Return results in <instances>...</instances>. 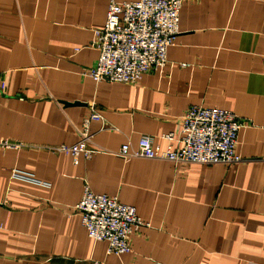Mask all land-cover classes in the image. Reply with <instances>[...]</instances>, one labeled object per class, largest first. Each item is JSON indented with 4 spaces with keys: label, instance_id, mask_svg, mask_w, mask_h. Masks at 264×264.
Listing matches in <instances>:
<instances>
[{
    "label": "crops",
    "instance_id": "1",
    "mask_svg": "<svg viewBox=\"0 0 264 264\" xmlns=\"http://www.w3.org/2000/svg\"><path fill=\"white\" fill-rule=\"evenodd\" d=\"M109 1L0 0V138L18 145L0 149V264H264V0H183L166 65L132 84L83 74ZM92 104L95 153L74 164L51 147L79 139ZM194 104L247 120L240 162L119 156L143 134L164 147ZM84 185L150 223L131 252L87 236Z\"/></svg>",
    "mask_w": 264,
    "mask_h": 264
},
{
    "label": "built area",
    "instance_id": "2",
    "mask_svg": "<svg viewBox=\"0 0 264 264\" xmlns=\"http://www.w3.org/2000/svg\"><path fill=\"white\" fill-rule=\"evenodd\" d=\"M183 0H110L101 28L94 30L92 46L98 51L94 65L83 70L94 82L136 83L152 70L164 67L167 51L179 33V13ZM4 81L0 79V90ZM102 121L94 104L78 129L79 139L72 144L51 147L67 154L74 164L89 159L95 150L89 125ZM229 109L190 105L184 112L178 135L169 132L162 137L164 147L150 135L139 137L137 146L121 144L118 154L131 157L167 160L176 164H234L242 160L237 153L239 131L247 125ZM18 147L0 138V149ZM12 175H24L17 169ZM75 209L88 237L106 243V253L121 255L131 252V236L150 227L133 205L120 202L117 195L95 193L84 185ZM94 264H101L94 262Z\"/></svg>",
    "mask_w": 264,
    "mask_h": 264
},
{
    "label": "water",
    "instance_id": "3",
    "mask_svg": "<svg viewBox=\"0 0 264 264\" xmlns=\"http://www.w3.org/2000/svg\"><path fill=\"white\" fill-rule=\"evenodd\" d=\"M76 104V103H75Z\"/></svg>",
    "mask_w": 264,
    "mask_h": 264
}]
</instances>
